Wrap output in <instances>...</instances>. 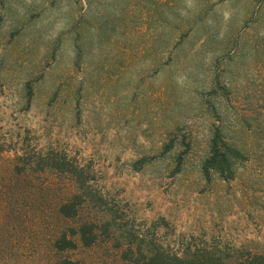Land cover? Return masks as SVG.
Segmentation results:
<instances>
[{
    "label": "rangeland",
    "instance_id": "374dc122",
    "mask_svg": "<svg viewBox=\"0 0 264 264\" xmlns=\"http://www.w3.org/2000/svg\"><path fill=\"white\" fill-rule=\"evenodd\" d=\"M179 1L0 0V264H128L120 236L55 250L75 185L12 177L35 149L91 166L132 229L167 224L170 250L264 251V0ZM221 122L246 155L232 181L200 168Z\"/></svg>",
    "mask_w": 264,
    "mask_h": 264
},
{
    "label": "trees",
    "instance_id": "16d2710c",
    "mask_svg": "<svg viewBox=\"0 0 264 264\" xmlns=\"http://www.w3.org/2000/svg\"><path fill=\"white\" fill-rule=\"evenodd\" d=\"M261 4L260 9L263 8L264 2ZM259 14L260 10L257 12V22L260 20ZM255 47L258 62L262 63L261 68L264 71V60L261 62L263 46L257 44ZM261 75L264 78V72ZM216 91L212 90L213 93ZM214 113L220 117L215 107ZM221 123L211 131L208 149L201 160L200 168L208 180L212 178L213 173H217L223 180L232 181L236 179V165L245 159L246 155L226 133L225 122ZM182 162L183 156L180 155L175 172L181 171ZM37 172H54L69 178L75 185L73 195L59 205V213L68 219H78L79 224L58 234L53 240L56 251L76 248L77 238L88 247L101 237L120 236L124 246L122 255L128 264H264V251H240L216 239H202L199 243L189 244L183 251L170 250L158 235L161 227H167L166 223L155 222L153 234L132 229L134 227L121 214L119 207L98 187L92 167L66 153L35 149L23 150L17 154L12 177L30 176ZM84 210L91 211L93 216L82 218ZM60 264L79 263L62 259Z\"/></svg>",
    "mask_w": 264,
    "mask_h": 264
}]
</instances>
